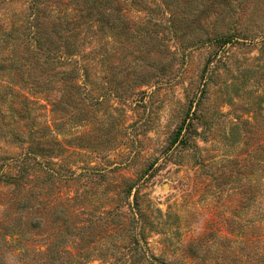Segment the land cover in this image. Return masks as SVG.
I'll return each instance as SVG.
<instances>
[{"label": "rangeland", "instance_id": "1", "mask_svg": "<svg viewBox=\"0 0 264 264\" xmlns=\"http://www.w3.org/2000/svg\"><path fill=\"white\" fill-rule=\"evenodd\" d=\"M9 249L264 264V0H0Z\"/></svg>", "mask_w": 264, "mask_h": 264}, {"label": "trees", "instance_id": "2", "mask_svg": "<svg viewBox=\"0 0 264 264\" xmlns=\"http://www.w3.org/2000/svg\"><path fill=\"white\" fill-rule=\"evenodd\" d=\"M224 39H226V37H219V38H217L216 39V41H221V40H224ZM193 114H196V107H195V109H194V111H193ZM188 116H189V114H188ZM187 116V117H188ZM181 130H182V125L179 127V129L177 130V132L175 133V135H174V138H173V140H172V144L174 143V141H176L180 136H181ZM185 137V136H184ZM188 137L186 136V139H187ZM29 158H32V159H34V155H25L24 157H23V160L21 161V165L20 164H18V166H19V168H21V170H22V172H23V174H24V172L27 170V168H28V166H27V164L26 163H24V159H29ZM36 163L38 164V161H36ZM18 176V175H17ZM11 179H12V181H17L16 179H18V178H16V177H11ZM9 251L11 252V254H14V256H15V259H16V261H17V263L18 264H25L24 262H22V261H20L19 260V256H20V253H17V254H15V253H13L14 251L13 250H10L9 249ZM9 251H7L6 253H8ZM5 253V254H6ZM53 258L54 257H50V259H52L53 260ZM51 260V261H52ZM46 262V261H43L42 263H40L39 262V260L37 261V259H36V257L35 256H32V257H30V259H29V263L30 262H32V264H53L52 262Z\"/></svg>", "mask_w": 264, "mask_h": 264}]
</instances>
